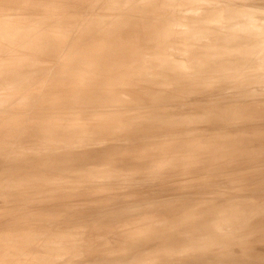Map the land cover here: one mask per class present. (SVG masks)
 Wrapping results in <instances>:
<instances>
[{
  "label": "rangeland",
  "instance_id": "1",
  "mask_svg": "<svg viewBox=\"0 0 264 264\" xmlns=\"http://www.w3.org/2000/svg\"><path fill=\"white\" fill-rule=\"evenodd\" d=\"M0 75V264H264V0H0Z\"/></svg>",
  "mask_w": 264,
  "mask_h": 264
},
{
  "label": "bare ground",
  "instance_id": "2",
  "mask_svg": "<svg viewBox=\"0 0 264 264\" xmlns=\"http://www.w3.org/2000/svg\"><path fill=\"white\" fill-rule=\"evenodd\" d=\"M113 1H115V0H113ZM82 2H83V0H82ZM63 5H64V3H63ZM76 5H77V3H76ZM72 8L74 9V7H72ZM67 9H68V7H67ZM91 9H93V8H91ZM17 79H18V75H0V107L2 108L8 104L9 107L11 108V111H12L10 116L0 114V157H2V155H4L6 153V151H7V153H9V157L5 161L3 160V158H0V196L2 197L3 195H6L5 199L8 200L7 206H8V204L11 205V206L7 207L8 212H10V213H12L14 210V205L16 203L15 196H16L17 188H18V176H17V170H16V162H17V160H16V158H17V156H16V154H17L16 134H17V130H18L16 112H17L18 104L14 99L15 94H16V89H17ZM10 99H11V101H10ZM121 159L123 160V158H121ZM27 179L29 180L30 178H27ZM87 179H88V177H87ZM80 180H82V177L80 178ZM114 181H113V183H114ZM24 182H26V180H24ZM0 199H2V198H0ZM192 223H193V221H192ZM38 229H40V228H38ZM41 231L38 233H41ZM10 233L14 234L15 231L8 232V234H10ZM81 235L82 234H79L76 236L74 235L77 242L80 241L79 238L81 237ZM77 238H78V240H77ZM82 241H83V239H82ZM98 241L96 240V242H98ZM86 243H87V241H86ZM49 245H52V243L50 242ZM85 245H87V244H85ZM75 248L77 249V245L75 246ZM78 249L82 250L81 252H83L82 246L79 247Z\"/></svg>",
  "mask_w": 264,
  "mask_h": 264
}]
</instances>
